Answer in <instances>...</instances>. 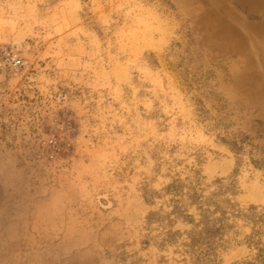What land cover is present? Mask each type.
I'll return each mask as SVG.
<instances>
[{"label": "rangeland", "instance_id": "374dc122", "mask_svg": "<svg viewBox=\"0 0 264 264\" xmlns=\"http://www.w3.org/2000/svg\"><path fill=\"white\" fill-rule=\"evenodd\" d=\"M4 51L0 264H264V0H0Z\"/></svg>", "mask_w": 264, "mask_h": 264}, {"label": "trees", "instance_id": "16d2710c", "mask_svg": "<svg viewBox=\"0 0 264 264\" xmlns=\"http://www.w3.org/2000/svg\"><path fill=\"white\" fill-rule=\"evenodd\" d=\"M214 223V222H213ZM217 231V229H215V227H209L206 228L204 231H198V232H191L190 234H188V246H196V245H202L203 249L202 251H200L199 254H201L202 256L206 253H208L209 251H211L212 249V235ZM262 250L259 249V253L262 254ZM259 258L262 255H257ZM262 261L264 262V257H262Z\"/></svg>", "mask_w": 264, "mask_h": 264}, {"label": "built area", "instance_id": "2783aa9c", "mask_svg": "<svg viewBox=\"0 0 264 264\" xmlns=\"http://www.w3.org/2000/svg\"><path fill=\"white\" fill-rule=\"evenodd\" d=\"M5 64H8L12 68L16 69L19 65V60H17L15 57H9V54L4 51L1 52L0 55V65L4 66Z\"/></svg>", "mask_w": 264, "mask_h": 264}]
</instances>
